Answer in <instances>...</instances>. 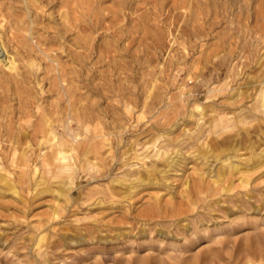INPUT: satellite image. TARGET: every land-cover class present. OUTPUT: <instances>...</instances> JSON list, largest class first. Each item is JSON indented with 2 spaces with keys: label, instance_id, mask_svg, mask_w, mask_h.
I'll list each match as a JSON object with an SVG mask.
<instances>
[{
  "label": "rangeland",
  "instance_id": "obj_1",
  "mask_svg": "<svg viewBox=\"0 0 264 264\" xmlns=\"http://www.w3.org/2000/svg\"><path fill=\"white\" fill-rule=\"evenodd\" d=\"M125 1L0 0V264H264V0Z\"/></svg>",
  "mask_w": 264,
  "mask_h": 264
},
{
  "label": "bare ground",
  "instance_id": "obj_2",
  "mask_svg": "<svg viewBox=\"0 0 264 264\" xmlns=\"http://www.w3.org/2000/svg\"><path fill=\"white\" fill-rule=\"evenodd\" d=\"M136 1V0H135ZM140 1V0H139ZM183 1V0H182ZM195 1V0H194ZM125 0H118V6H121V7H123L124 6V4H125ZM129 3V2H128ZM134 3H136V2H134ZM154 3V2H153ZM157 3H159V1L157 2ZM176 3H178V1L176 2ZM149 4V3H148ZM71 5V4H70ZM202 5V4H201ZM200 5V6H201ZM156 6V5H155ZM205 6V5H204ZM115 8H116V6H115ZM176 8H178L177 6H176ZM206 8V7H205ZM151 9V8H150ZM149 9V10H150ZM95 10V9H94ZM115 10V9H114ZM117 10V9H116ZM134 10V9H133ZM132 10V11H133ZM111 11V10H110ZM151 11V10H150ZM158 11V10H157ZM180 11V10H179ZM216 11V10H215ZM114 12V11H113ZM126 12V11H125ZM69 13V12H68ZM130 13V12H129ZM135 13V12H134ZM161 13V12H160ZM176 13V12H175ZM116 14V13H115ZM124 14V13H123ZM140 14V13H139ZM155 15V14H154ZM203 15V14H202ZM113 16H115V15H113ZM118 16V15H117ZM144 16V15H143ZM138 17H140V16H138ZM123 18V17H122ZM137 18V17H136ZM206 18V17H205ZM2 19V18H1ZM135 19V18H134ZM139 19V18H138ZM169 19V18H168ZM3 20H4V18H3ZM122 20V19H121ZM124 20V19H123ZM172 20V19H171ZM132 22V21H131ZM130 22V23H131ZM141 22H143V21H141ZM6 24V23H5ZM121 24V23H120ZM119 25V24H118ZM0 26L3 28V30H4V25H3V21L1 22V20H0ZM4 26V27H3ZM63 26V25H62ZM171 26V25H170ZM9 27V26H8ZM7 27V28H8ZM116 29H117V27H116ZM127 29V28H126ZM6 30V29H5ZM124 30V29H123ZM1 31V30H0ZM7 31V30H6ZM11 35V34H10ZM29 37V36H28ZM130 39V38H129ZM11 40V39H10ZM5 42V41H4ZM4 42H3V39H2V34H1V32H0V63L1 64H3L4 66H7V67H9V69L11 68H13V66H11V62H10V60L11 59H9V55H8V57H7V51H6V47H5V44H4ZM129 42V41H128ZM27 48V47H26ZM25 48V49H26ZM114 48V47H113ZM128 48V47H127ZM27 51H28V49H26ZM25 50V51H26ZM106 50V49H105ZM107 51V50H106ZM110 51V50H109ZM26 53V52H25ZM106 53H108V52H106ZM21 56V55H20ZM13 74V73H12ZM11 74V75H12ZM6 78V77H5ZM8 79V78H7ZM18 80L17 79V76L16 75H14L13 74V76L11 77V81H13V80ZM10 80H8V81H10ZM15 84V83H14ZM4 87V86H3ZM16 86H14V88H15ZM9 89V88H8ZM7 92V91H6ZM13 93V92H12ZM6 95V94H5ZM8 95V94H7ZM2 96V95H1ZM1 103V102H0ZM27 104V103H26ZM71 104V103H70ZM7 110V109H6ZM143 110V109H142ZM199 118H201V117H199ZM209 126L211 127L213 124H215V122H216V120L215 119H209ZM1 123V122H0ZM9 124V123H8ZM10 128V127H9ZM224 141V140H223ZM223 141H218L217 143H222ZM85 144V143H84ZM84 146V145H83ZM163 147V146H162ZM97 148H99L98 146H96V144L95 143H93V141L92 142H87L86 144H85V146L82 148L83 150H82V154L83 155H86L88 152H91V151H95ZM74 151V152H76V146H73L72 147V149H71V151ZM162 152H164V154H163V156H161V157H163V161L162 162H165V164H164V166L163 167H161V168H158V166L157 165H153L152 166V164L151 165H148V166H146L145 168H144V171L146 172V174L145 175H143V174H137V175H135V177L133 178V179H131V180H127V179H122L121 178V180H118V183H119V185H122L123 183L125 184V181H128V184H126L125 186H127V187H129V188H134V187H138V186H140V185H143V186H147V185H151V184H157L158 186H166V183H165V180H164V178H166L167 177V174L169 173L168 171H170V170H178V169H182V167L186 164V162H185V159L183 158L184 156H182V154H175V156H171L170 154H168V152H167V149L166 148H163V151ZM213 152V151H212ZM217 152V151H216ZM214 153V156H216V157H218V155H219V153L221 152H217V153ZM55 153V156L54 157H56V158H60V159H63V160H66V158H67V156L66 155H64L63 154V152H61V150H59V151H57V149H56V152H54ZM158 153V152H157ZM198 153V152H197ZM204 154V153H203ZM207 154V153H206ZM76 155L77 154H75V157H76ZM161 155V154H160ZM193 155V154H192ZM202 155V154H201ZM151 156H153V155H150V160H152V157ZM203 156V155H202ZM207 156V155H206ZM74 157V156H73ZM149 158V157H148ZM184 159V160H183ZM262 161H264V160H261V162ZM63 162V161H62ZM144 164V163H143ZM146 165V164H145ZM65 166H67V164H64V165H62V167H64L65 168ZM148 167H150V168H148ZM167 167V168H166ZM227 171H231V172H238V173H240V172H242L241 171V167L238 165V164H235V163H233V162H231V161H228V163L227 164H225V165H221V166H219L217 169H216V172H215V174H214V177L212 178V180H211V182L212 183H218L219 184V182H223L224 181V178H225V173L227 172ZM132 174V173H131ZM130 175V174H129ZM56 176V175H55ZM126 176V175H125ZM134 176V175H133ZM1 177V176H0ZM127 177H129L128 175H127ZM2 178V177H1ZM203 179H204V176H203V174L201 173V177H200V179L199 180H197L195 183H193V185H192V187L190 188V183H189V181L186 179L185 181H184V186H185V189H189L190 188V190L189 191H191V189L192 188H196V190H197V192H201L202 191V188H203V185H202V183H203ZM65 180V179H64ZM62 182V181H61ZM63 183V182H62ZM224 183V182H223ZM229 185H231L230 183L225 187L224 186V190L225 191H227L230 187H229ZM67 188H69V184L66 186V188L64 187H58L56 190H57V192L61 195V194H64V192H63V190H67ZM64 196H66V195H64ZM196 199V198H195ZM195 199H194V201H195ZM155 201H156V203L155 204H152V205H150V206H147L146 208H144V209H142L140 212H139V214L140 215H145V216H152V215H154V214H160V212H164V213H166V214H172V215H177V214H179L180 212H181V209L179 208V207H164V208H162V207H160V205H158L159 203H160V200H159V197L158 196H155ZM237 207H240L239 205L237 206ZM35 237V236H34ZM42 237H44V235L42 236ZM42 237H40L38 240H40ZM247 238V237H246ZM36 240V239H35ZM74 240V239H73ZM71 241V240H70ZM225 242V241H224ZM195 243V241L194 240H192V239H187V241H186V243L184 244V249L183 250H181L182 252L181 253H183V254H185L186 252H187V250L188 249H190L191 248V245H193ZM221 244V243H220ZM252 245V242H249V240H245L244 242H242V244L238 247V251L239 252H243L244 250H246V252L245 253H249V247ZM235 247V246H234ZM218 249H221V248H218V247H215V246H213V247H209L208 249H207V251L203 254V253H201V252H199V253H195L191 258H194L192 261H194V263L193 264H198L199 262H200V258H221L222 256L221 255H219V250ZM177 257H179V258H185L184 256H180V255H176ZM176 257V258H177ZM130 258H133V257H130ZM140 258H159V257H156V256H147V255H145V256H142V257H140ZM160 258H163V257H160ZM167 258H175L173 255H167ZM223 258V257H222ZM226 258H228V256L226 257ZM249 258V257H248ZM145 261V260H144ZM202 261V260H201ZM145 263H148L147 261L145 262ZM141 264H144V262H142ZM203 264H213V261H211L210 259H207V260H204V262H203Z\"/></svg>",
  "mask_w": 264,
  "mask_h": 264
}]
</instances>
